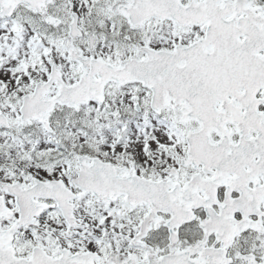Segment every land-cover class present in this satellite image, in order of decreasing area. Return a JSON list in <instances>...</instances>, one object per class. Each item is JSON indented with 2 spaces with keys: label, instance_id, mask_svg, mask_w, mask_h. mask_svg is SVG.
Returning <instances> with one entry per match:
<instances>
[{
  "label": "snow or ice",
  "instance_id": "obj_1",
  "mask_svg": "<svg viewBox=\"0 0 264 264\" xmlns=\"http://www.w3.org/2000/svg\"><path fill=\"white\" fill-rule=\"evenodd\" d=\"M0 264H264V0H0Z\"/></svg>",
  "mask_w": 264,
  "mask_h": 264
}]
</instances>
